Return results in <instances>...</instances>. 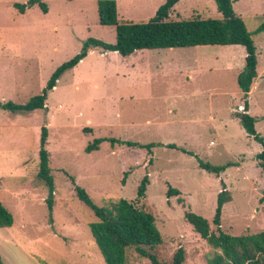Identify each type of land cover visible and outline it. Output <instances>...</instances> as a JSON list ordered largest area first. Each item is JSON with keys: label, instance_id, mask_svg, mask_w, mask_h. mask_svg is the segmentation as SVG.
Segmentation results:
<instances>
[{"label": "rangeland", "instance_id": "374dc122", "mask_svg": "<svg viewBox=\"0 0 264 264\" xmlns=\"http://www.w3.org/2000/svg\"><path fill=\"white\" fill-rule=\"evenodd\" d=\"M27 1L0 0V101L25 103L40 94L53 71L80 52L89 37L115 41L114 26L98 22L97 0H40L45 11L39 4L25 6L24 12L15 7ZM231 1L256 46L258 76L247 97L236 83L244 65L241 45L183 48L171 61L192 65L204 56L217 65L198 74L189 68L191 73L170 75L163 68L137 83L125 72L134 57L93 49L61 74L47 93L45 108L27 113L0 109V202L13 216L11 226L0 228L1 264H105L89 229L96 217L76 197L72 179L97 205L125 198L140 206L137 187L147 173L143 200L170 254L178 247L185 250L184 264H207L215 252L184 212L203 216L217 233L212 217L221 190L231 195L222 207V231L264 230V174L255 157L261 146L236 118L247 100L255 130L264 136V30L257 31L264 21V0ZM115 2L118 22H140L165 0ZM192 16L222 18L214 0H178L170 12L171 18ZM150 52L158 58L166 51ZM165 92L179 96L165 101ZM42 126L47 128L45 148L54 183L51 215L45 202L48 188L37 178ZM95 138L105 140L87 152ZM110 138L175 143L191 154L165 144L149 153L111 145ZM148 158L152 162L144 167ZM197 159L233 165L217 177L200 168ZM169 186L179 194L167 197ZM127 253L126 264H150L132 249Z\"/></svg>", "mask_w": 264, "mask_h": 264}, {"label": "trees", "instance_id": "16d2710c", "mask_svg": "<svg viewBox=\"0 0 264 264\" xmlns=\"http://www.w3.org/2000/svg\"><path fill=\"white\" fill-rule=\"evenodd\" d=\"M178 0H165L155 11V14L147 21L118 22L117 5L115 0H97L98 22L101 25L114 26L116 36L113 43L89 37L82 46L80 52L70 60L57 67L40 94L31 97L25 103H15L11 100L0 101V109L13 113L31 112L35 109L45 108L47 93L56 85L61 74L73 68L82 60L90 50L99 49L115 51L121 56H127L135 50L140 49H164L176 47H193L197 45H241L245 49L244 65L236 77L238 88L247 97L252 84L257 77V54L251 33L247 30L243 19L237 14L231 0H214L221 19L192 16L189 18H171L170 12ZM39 4L42 10L46 5L40 0H28L26 4L18 5L20 12L25 11V6ZM264 30V21L259 25L257 31ZM248 102H243L242 111L236 114L239 124L246 133L261 146V150L255 155L257 164L264 174V136L255 130V118L248 113ZM84 131H91L84 128ZM47 128L41 127L40 145L38 149L39 170L37 178L48 188L45 199L52 213L54 183L48 165L49 152L46 150ZM103 138H95L87 145V152L96 150ZM111 145L125 144L144 148L151 153V148L161 143L150 142L140 144L119 138H110ZM167 147L178 148L189 153L182 147L168 143ZM200 168L219 176L226 167L233 165L228 162L213 165L197 159ZM152 162L147 159L144 164ZM124 172L122 180L127 176ZM74 192L78 200L90 208L96 217L95 221L89 223L90 233L94 242L104 259L105 264H126L128 260L127 251L132 249L138 259H148L150 264H184L187 258L182 247H178L171 254L163 236L155 223V216L147 206L145 197L146 186L149 183L147 173L141 178L137 187L136 199L141 200L140 206L134 201L125 198L109 200L103 205H97L89 194L80 186L74 184ZM224 187V186H223ZM167 197L178 195L179 190L171 186L166 191ZM231 200V195L224 189L217 194L215 212L212 223L217 228V233L210 230L209 221L203 216L191 211L184 212V218L193 227L194 231L205 239L206 243L215 249L213 255L207 258V264H264V230L255 233H242L231 235L220 229L222 207ZM182 202L181 198H178ZM13 223L10 211L0 202V228L9 227ZM1 264V262H0Z\"/></svg>", "mask_w": 264, "mask_h": 264}, {"label": "crops", "instance_id": "0c3cea01", "mask_svg": "<svg viewBox=\"0 0 264 264\" xmlns=\"http://www.w3.org/2000/svg\"><path fill=\"white\" fill-rule=\"evenodd\" d=\"M197 46H203V45H197ZM183 48H187V47L164 48V49H140V50H135L133 53H131L127 56H122L126 59H131V57H134L133 58L134 60H130V62L133 61V63H130V66H131L129 68L130 70L129 69L125 70L126 75L130 76L132 74L133 75L132 81H135V83H137L141 80H144L145 75L148 74V72H154V73L157 72L159 74V72H162L161 69H163V68H166L168 70V72H170V75L176 74V73L180 74L181 72L191 73V69H189V68L194 69V71L197 72V74H198L200 71L201 72L205 71V69L208 67L213 68L217 65L216 62L207 63L205 61L206 57H204V56L196 58V60L192 62L193 63L192 65L185 64L184 62L179 63V62L171 61L172 56L176 57V55H177V57H180L179 55L183 54L182 51H184V50H181ZM174 49H179V50H174ZM151 50H153V51L154 50H162V51H166V52H163V56H158V58H156L155 56L152 55L153 52H150ZM144 51H148V52H144ZM105 52H115V51H105ZM156 63H158V65H156ZM229 66H231V65H229ZM123 76H125V74H123ZM257 76H258V72H257ZM188 77H191V75H188ZM169 81H168V83H170V85H171L170 87L175 88L174 82L172 80H169ZM182 81L183 80H180V82H182ZM185 82L188 83V80H186ZM254 82H255V80H254ZM254 82H253V84H254ZM253 84H252V87L248 93H250L252 91ZM128 93H130V92H128ZM178 96L179 95H170V94L165 92L164 95L161 96V98L165 101H169L172 99V97L177 98ZM45 106H46V104H45ZM248 110H249V107H248ZM123 140H125V139H123ZM129 141L140 143L138 141H133V140H129ZM155 143H160V142H155ZM140 144H142V143H140ZM161 144L166 145L168 143H161ZM173 144H175V143H173ZM175 145H177V144H175ZM134 147L137 148V146H134ZM178 147H181V146H178ZM138 148H140V147H138Z\"/></svg>", "mask_w": 264, "mask_h": 264}]
</instances>
